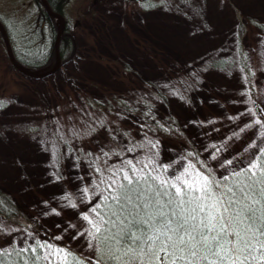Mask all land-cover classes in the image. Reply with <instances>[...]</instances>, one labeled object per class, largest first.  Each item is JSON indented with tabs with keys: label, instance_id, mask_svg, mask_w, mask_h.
<instances>
[{
	"label": "rangeland",
	"instance_id": "374dc122",
	"mask_svg": "<svg viewBox=\"0 0 264 264\" xmlns=\"http://www.w3.org/2000/svg\"><path fill=\"white\" fill-rule=\"evenodd\" d=\"M37 7L36 0H0V16L12 27ZM67 7L76 55L60 65L63 73L55 71L44 79L30 75L27 83L14 81L0 40V185L18 197L33 230L0 220V232L5 241L17 245L38 239L45 264H62L65 247L91 260L93 225L99 226L97 202L102 187L117 182V169L141 173L146 166L172 184L179 183L177 177L206 176L207 169L219 178L254 174L264 159V36L250 27L242 37L238 32V14L264 23V0H130L129 4L67 0ZM89 8L104 35L80 17ZM55 22L60 25V18ZM146 40L155 45L150 54L141 47ZM65 45L71 52L68 39ZM105 59L128 64L162 88L181 130L198 152L199 158L192 161L200 159L201 165L165 143L133 142L132 126L123 116L117 119L125 130L109 129L107 137L99 136L89 158L75 155L80 146L71 142L65 128L63 132L57 127L58 122L55 129L47 126L42 108L53 89L58 95L67 83L84 80L123 91L124 79L110 73ZM220 59L225 63L214 66ZM162 65L177 69L170 73L181 80L162 77ZM129 76L133 78V73ZM133 154L139 157L135 155L139 162L134 165ZM106 161L107 171L100 170Z\"/></svg>",
	"mask_w": 264,
	"mask_h": 264
},
{
	"label": "trees",
	"instance_id": "16d2710c",
	"mask_svg": "<svg viewBox=\"0 0 264 264\" xmlns=\"http://www.w3.org/2000/svg\"><path fill=\"white\" fill-rule=\"evenodd\" d=\"M37 1V9L33 12L23 14L19 21H16V25L12 26L5 18L0 16V23L2 24L9 43L11 45L13 56L16 62L25 70L29 72H35L44 70L45 68H51L56 61V52L54 48V41L56 37L59 25L56 24L57 17L49 13L41 0ZM69 1V0H68ZM128 4L130 0H123ZM138 1V0H133ZM49 10L61 15L64 19L63 30L60 34L58 51L60 55L61 63L63 65L66 60H72L76 55V41L71 35V28L69 24V14L67 7V0H46ZM94 14V18H90ZM247 15V14H244ZM81 18L89 20V24L94 28L99 36L104 35L102 27L98 24V18L92 8L87 9L85 13L80 14ZM240 19L238 25V32L240 37L247 31L248 27L254 30H260L262 36H264V23L258 21L247 15L238 14ZM97 19V20H96ZM248 23V26L246 25ZM69 40L72 46L71 52L66 49L65 41ZM0 40L3 41L2 32L0 30ZM142 43V42H141ZM141 47L149 51V54L154 52V47L151 42L147 40L142 43ZM158 54L154 53V58L160 61ZM8 61L9 58L6 55ZM225 60H218L213 63L215 66H222ZM9 77L16 82L27 83L28 74L23 71H18L9 62ZM104 64L108 66L110 73L117 79L125 81V88L123 91L112 90L105 87H100L96 84H92L88 81H79L77 83H67L64 86L62 92L58 95L53 91L49 99V103L46 107H43V119L46 121L47 126L55 129V124L58 122L57 127L66 129L67 137H70L71 142L77 143L80 146L78 152L75 151V155L87 158L92 155L94 149L92 148L96 144L100 143L99 136H106L109 129L112 132H123L122 124L119 123L117 116H123L126 118L127 123L130 124L133 130V142H146L147 143H165L176 151L182 152L183 156H186L192 161L197 159L198 152L194 144L181 130L178 119L168 104L167 96L163 92L162 88L152 80H147L140 74H136L128 66V64L115 62V60L105 59ZM163 66V65H162ZM163 66L160 69L159 74L162 77H167L173 82L181 80L180 75H173L178 70H172ZM56 72H65L59 66ZM55 72V73H56ZM133 73V78L129 76V73ZM163 73V75L161 74ZM115 73V74H114ZM118 74V75H117ZM53 74L42 76L44 78L52 77ZM41 78V77H40ZM132 78V79H131ZM174 78V79H173ZM123 82V81H122ZM181 85V84H178ZM96 91L98 96H94L90 91ZM95 92V93H96ZM49 105V106H48ZM57 105L58 108L54 107ZM105 126L103 127V124ZM61 129V130H62ZM63 131V130H62ZM64 132V131H63ZM187 149V151H186ZM186 151V153H185ZM136 154H133V165L139 161L135 158ZM137 156V155H136ZM138 157V156H137ZM102 158V155H101ZM139 159V157H138ZM86 160V159H85ZM87 159L86 161H88ZM198 166L201 165V160L192 161ZM109 162L108 164H112ZM105 164L100 165V170L106 168ZM260 168L258 172L252 174L248 172H241L239 174L230 175L228 177H212L209 169L205 172L206 176L214 184H219L223 189L225 185L233 187L234 185L251 184L253 181H258L261 176V172L264 171V159L259 160ZM114 166V165H110ZM205 166V165H204ZM108 167V166H107ZM109 168V167H108ZM110 169V168H109ZM126 172L119 173V169L116 170L117 182L127 183L123 181L124 174L132 175ZM106 176V175H104ZM135 176L138 178H155L149 179L148 183L153 185L159 184L161 181H167L160 178L156 172L150 169H146V166L142 169L141 173L135 172ZM251 178V179H249ZM119 179V180H118ZM169 182V181H168ZM169 184H171L169 182ZM264 185L260 183L254 184L256 191L250 193V199L247 203L251 204L253 201L261 199L259 195V189ZM115 189L113 187H102L100 198L98 199V206H96V214L99 218V226L101 228L100 233H95V249L92 254L91 260H86L79 252L70 249L63 248L65 256L62 260V264H113L114 261L117 264H130L135 259L133 254L128 251L126 254V248H120L117 243L114 242L113 237L121 233L122 225L117 222L113 227L111 217L112 212L116 211L113 206V202L110 199ZM258 209L256 215H261L259 211L261 205L255 204ZM237 209L234 208L233 211ZM130 219V218H129ZM0 220L8 223L13 227H17L24 231H33L30 224V218L27 216L24 207L18 201V197H15L10 192L3 189L0 185ZM127 223V222H125ZM235 227V224L233 225ZM260 225L257 223L254 225L252 231L244 232L245 225H241L239 230L244 234L246 239L250 240L254 249H259L260 245L256 237H259V233L256 229ZM135 231V229H133ZM255 233V236L253 235ZM139 235V233H136ZM122 242V241H121ZM27 249V251H25ZM257 259L253 261V264H264V261L260 260V252L254 250L252 253ZM66 257V259H65ZM0 258L3 259L4 264H31L33 258L38 260V264H45L44 250L38 239H34L26 244H15L5 241V236L0 232ZM210 259L212 257H209ZM231 260V256L228 257ZM240 259H244L243 256ZM251 260V257H248Z\"/></svg>",
	"mask_w": 264,
	"mask_h": 264
},
{
	"label": "snow or ice",
	"instance_id": "6c2138e0",
	"mask_svg": "<svg viewBox=\"0 0 264 264\" xmlns=\"http://www.w3.org/2000/svg\"><path fill=\"white\" fill-rule=\"evenodd\" d=\"M149 179L155 178H138L133 168L131 176H123L126 184L111 182L115 192L110 199L116 211L110 219L115 217L113 227L117 222L123 226L113 240L120 248L130 246L126 254L130 251L135 257L130 264H253L257 259L254 250L264 261V186L258 190L261 199L247 203L249 194L256 191L254 184L264 185V171L258 181L223 189L207 176L177 177L179 183L161 181L155 185L148 183ZM257 203L261 205L259 216ZM245 223L244 232L259 223V249L239 230ZM93 227L100 233V227ZM0 264H4L2 258ZM31 264L38 260L33 258Z\"/></svg>",
	"mask_w": 264,
	"mask_h": 264
},
{
	"label": "water",
	"instance_id": "95a60500",
	"mask_svg": "<svg viewBox=\"0 0 264 264\" xmlns=\"http://www.w3.org/2000/svg\"><path fill=\"white\" fill-rule=\"evenodd\" d=\"M43 2V4L45 5V7L48 9L49 13L55 15L56 17L60 18L61 20V24L59 25V29L57 30V33H56V37H55V41H54V48H55V52H56V57H57V62L56 64L51 68V69H48L46 71H44L43 73H39V74H35L33 72H29L25 69H23L15 60L14 56H13V53H12V49H11V45L9 43V40H8V37H7V34L2 26V24L0 23V30L2 32V36H3V41H4V44H5V49H6V52H7V56L11 62V64L19 71H23L25 72L26 74L28 75H32V76H45V75H49V74H52L54 71H56L60 65V55H59V51H58V43H59V38H60V34L63 30V26H64V19L61 15L49 10L48 6H47V2L46 0H41Z\"/></svg>",
	"mask_w": 264,
	"mask_h": 264
}]
</instances>
